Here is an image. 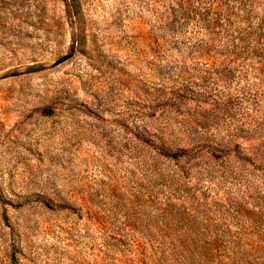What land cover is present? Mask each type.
Wrapping results in <instances>:
<instances>
[{"label":"rangeland","instance_id":"rangeland-1","mask_svg":"<svg viewBox=\"0 0 264 264\" xmlns=\"http://www.w3.org/2000/svg\"><path fill=\"white\" fill-rule=\"evenodd\" d=\"M219 13L0 0V264H187L208 218L209 264H264V55L213 39Z\"/></svg>","mask_w":264,"mask_h":264},{"label":"trees","instance_id":"trees-1","mask_svg":"<svg viewBox=\"0 0 264 264\" xmlns=\"http://www.w3.org/2000/svg\"><path fill=\"white\" fill-rule=\"evenodd\" d=\"M217 2L220 13L212 25L213 39L231 49L232 53L264 55V11L255 10V6L258 3L264 4V0H217ZM229 227L230 223L217 225L208 218L197 228L190 229L188 236H185V240L179 246L182 250L181 260L187 264L213 262V251H219L220 246L212 242L208 244L202 237H223L231 233ZM246 228L240 224L235 226L236 233L240 235L245 234ZM153 244V249L158 250L159 246L154 242Z\"/></svg>","mask_w":264,"mask_h":264},{"label":"water","instance_id":"water-1","mask_svg":"<svg viewBox=\"0 0 264 264\" xmlns=\"http://www.w3.org/2000/svg\"><path fill=\"white\" fill-rule=\"evenodd\" d=\"M68 58H69V56H64V57H62V58L58 61V64L64 62V61H65L66 59H68Z\"/></svg>","mask_w":264,"mask_h":264}]
</instances>
